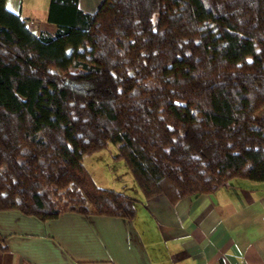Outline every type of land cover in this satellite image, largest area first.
<instances>
[{
    "label": "trees",
    "instance_id": "trees-1",
    "mask_svg": "<svg viewBox=\"0 0 264 264\" xmlns=\"http://www.w3.org/2000/svg\"><path fill=\"white\" fill-rule=\"evenodd\" d=\"M0 0V210L131 220L83 157L112 143L145 199L264 181V0Z\"/></svg>",
    "mask_w": 264,
    "mask_h": 264
},
{
    "label": "crops",
    "instance_id": "crops-1",
    "mask_svg": "<svg viewBox=\"0 0 264 264\" xmlns=\"http://www.w3.org/2000/svg\"><path fill=\"white\" fill-rule=\"evenodd\" d=\"M101 1L78 4L93 12ZM48 3L5 0L39 30L54 32ZM104 149L85 155L83 163L93 165ZM118 161L122 170L105 186L137 199L131 220L75 211L40 220L17 209L0 210V264H264V181L235 178L211 193L145 199Z\"/></svg>",
    "mask_w": 264,
    "mask_h": 264
},
{
    "label": "rangeland",
    "instance_id": "rangeland-1",
    "mask_svg": "<svg viewBox=\"0 0 264 264\" xmlns=\"http://www.w3.org/2000/svg\"><path fill=\"white\" fill-rule=\"evenodd\" d=\"M117 151V145L115 144H108L105 149L98 155L97 158L94 157H90V158H94L93 159V165H90L86 163V165L84 164V167L87 169V171L89 172V174L91 175V177L93 178L94 182L97 185H101L102 187H106L105 185H109L108 183H110L109 181V177L111 176V174L117 173L119 171L122 170L121 165L119 164L120 160L126 167H124L127 172H128V167L124 161V159L122 158H117V159H112V157L110 156L111 153L112 155H114V153ZM96 152V151H95ZM93 153V152H92ZM91 154V153H89ZM94 156V155H91ZM130 172V170H129ZM109 187V186H107ZM106 187V188H107Z\"/></svg>",
    "mask_w": 264,
    "mask_h": 264
},
{
    "label": "built area",
    "instance_id": "built-area-1",
    "mask_svg": "<svg viewBox=\"0 0 264 264\" xmlns=\"http://www.w3.org/2000/svg\"><path fill=\"white\" fill-rule=\"evenodd\" d=\"M234 264H244L243 262H236V263H234Z\"/></svg>",
    "mask_w": 264,
    "mask_h": 264
}]
</instances>
